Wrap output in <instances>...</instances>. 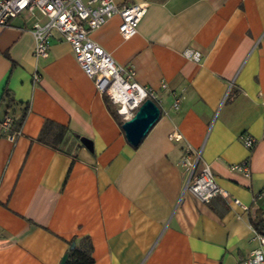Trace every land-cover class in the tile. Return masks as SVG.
I'll use <instances>...</instances> for the list:
<instances>
[{"label": "crops", "instance_id": "crops-1", "mask_svg": "<svg viewBox=\"0 0 264 264\" xmlns=\"http://www.w3.org/2000/svg\"><path fill=\"white\" fill-rule=\"evenodd\" d=\"M115 1L148 4L133 38L119 16L91 35L156 92L161 117L137 148L59 35L37 60L29 15L0 28V264H62L86 237L94 264H239L261 246L251 219H264V0ZM8 116L23 119L15 141ZM46 122L66 128L58 149L39 140ZM188 148L229 200L186 190ZM244 161L249 179L230 171Z\"/></svg>", "mask_w": 264, "mask_h": 264}, {"label": "built area", "instance_id": "built-area-1", "mask_svg": "<svg viewBox=\"0 0 264 264\" xmlns=\"http://www.w3.org/2000/svg\"><path fill=\"white\" fill-rule=\"evenodd\" d=\"M148 12V4H118L115 0H0V28H11L13 21L23 14L33 20L30 29L35 40L34 58L49 57L51 41L59 35L60 40L68 43L76 62L83 73L94 82L98 91L106 95L115 106L123 122L131 120L146 100H156V92L140 85L134 69L118 64L110 53L96 43L91 35L101 29L116 16L121 18L119 32L129 40L138 34L142 19ZM41 19L47 22L42 24ZM184 57L194 62L201 61L197 51L186 50ZM41 81L39 73L33 75V85ZM163 88L166 85L163 84ZM231 90V87H230ZM179 101L174 104L178 108ZM13 118L8 116L1 124L6 137L15 141L22 135V128L12 132ZM172 139L180 140L179 133L174 132ZM256 141L246 137L244 146L252 150ZM182 165L188 169L189 178L186 190L203 203H209L217 196L229 200V195L216 183L210 165L202 162L201 153L191 148L186 150ZM249 161L230 166V171L251 178ZM235 205L240 201L233 199ZM248 210V208H245ZM254 236L260 243L247 258L239 264H264V236L256 230Z\"/></svg>", "mask_w": 264, "mask_h": 264}, {"label": "trees", "instance_id": "trees-1", "mask_svg": "<svg viewBox=\"0 0 264 264\" xmlns=\"http://www.w3.org/2000/svg\"><path fill=\"white\" fill-rule=\"evenodd\" d=\"M104 99L109 107L111 115L118 122L120 127H122L124 122L121 119V117L118 115L116 110L111 108V103H110L109 98L106 95H104ZM2 102H5V103L7 102L8 110L13 105V100L10 98V91L8 88H6L4 91ZM22 123H23V119H19L16 121L13 120L12 132L18 130L22 126ZM55 128L60 129L59 130L60 132L58 133L59 139L55 141L54 143L49 142L48 141L49 135L57 134V130ZM54 130H56V132H54ZM65 133H66V128L56 127L52 122H46L39 140L45 144L50 143V145L53 148L58 149L60 142L63 136L65 135ZM251 223L254 229L264 236V219L260 215H257L255 218L251 219ZM65 264H94L93 245H92L91 240L88 237L82 239L80 242H78V244H76L73 248H71V250L69 251L67 255Z\"/></svg>", "mask_w": 264, "mask_h": 264}, {"label": "water", "instance_id": "water-1", "mask_svg": "<svg viewBox=\"0 0 264 264\" xmlns=\"http://www.w3.org/2000/svg\"><path fill=\"white\" fill-rule=\"evenodd\" d=\"M160 117L161 109L156 102L153 100H146L140 106L135 116L131 120L124 122L122 126V130L128 143L134 148L140 146L144 138L147 136L151 128L157 123ZM80 141L86 149L91 152L94 151L92 141L86 138H82ZM74 246L75 245H72V248ZM66 258L62 264H65Z\"/></svg>", "mask_w": 264, "mask_h": 264}, {"label": "rangeland", "instance_id": "rangeland-1", "mask_svg": "<svg viewBox=\"0 0 264 264\" xmlns=\"http://www.w3.org/2000/svg\"><path fill=\"white\" fill-rule=\"evenodd\" d=\"M27 14H24V17H26ZM42 24L46 23V20H41Z\"/></svg>", "mask_w": 264, "mask_h": 264}]
</instances>
